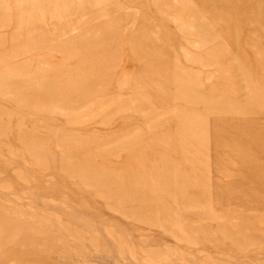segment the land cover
I'll use <instances>...</instances> for the list:
<instances>
[{"label": "rangeland", "instance_id": "1", "mask_svg": "<svg viewBox=\"0 0 264 264\" xmlns=\"http://www.w3.org/2000/svg\"><path fill=\"white\" fill-rule=\"evenodd\" d=\"M0 264H264V0H0Z\"/></svg>", "mask_w": 264, "mask_h": 264}]
</instances>
